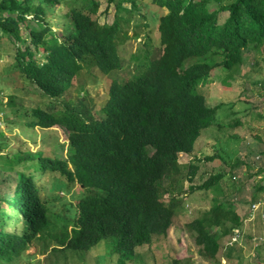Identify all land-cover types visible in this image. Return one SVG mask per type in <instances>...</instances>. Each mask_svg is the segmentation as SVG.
<instances>
[{"label":"trees","instance_id":"1","mask_svg":"<svg viewBox=\"0 0 264 264\" xmlns=\"http://www.w3.org/2000/svg\"><path fill=\"white\" fill-rule=\"evenodd\" d=\"M210 1L153 0L166 10L157 40L147 38L151 51L122 78V31L117 19L98 22L99 0H72L66 14L56 11L61 0H0V32L21 44L15 67L49 99L47 109L30 111L28 126H58L67 134L64 157L10 147L0 158V264H13L37 243L44 251L87 252L110 238L132 253L167 234L179 205L163 199V183L179 167V155L193 154L201 133L220 125L219 106L206 105L202 81L215 69L230 78L244 52L264 53V0H228L214 11ZM221 12L227 16L220 23ZM88 66L113 79L95 113L87 101L72 102L75 79ZM188 167L193 176L197 168ZM45 176L52 181L44 183ZM224 176L189 188L214 194L211 207L186 225L210 258L242 225L234 205L217 198ZM75 187L81 192L75 205L55 195Z\"/></svg>","mask_w":264,"mask_h":264},{"label":"rangeland","instance_id":"2","mask_svg":"<svg viewBox=\"0 0 264 264\" xmlns=\"http://www.w3.org/2000/svg\"><path fill=\"white\" fill-rule=\"evenodd\" d=\"M99 1L98 22L109 25L117 19L122 31L117 36L124 68L119 75L122 78L132 76L136 71L134 66L140 64L146 50L151 51L147 38L156 42V23L166 10L153 0H126L119 10L118 0ZM227 1L212 0L208 8L218 10L220 3ZM133 3L134 11L131 10ZM71 6L72 0H61L56 11L66 14ZM226 16L221 12L219 22ZM18 45L21 46L0 32V158L10 151V147L31 153L39 150L45 154L54 152L64 157L67 134L63 129L28 126L30 111L37 107L47 109L49 99L20 77L15 67ZM243 60L238 71L231 72L230 78L226 77L225 71L215 69L213 76L202 81L206 105L219 106L215 120L220 125L201 133L193 154L179 155V167L163 183L166 188L163 199H174L179 205L166 235L153 237L151 244L137 247L132 253L119 251L116 241L110 238L87 252H51L52 248L44 251L43 245L37 243L13 264H173L174 261L178 264H264V53L244 52ZM110 75H103L93 66L84 68L75 79L72 102L86 104L87 101L92 113L98 111L108 98V88L113 80ZM12 97L15 104L10 106ZM58 144L61 149H57ZM189 165L197 168L193 176ZM1 168L0 164V171ZM222 173L225 176L218 184L217 198L234 205L242 225L236 242L230 244V236L223 238L217 254L210 258L201 254L200 247L194 242V234L186 225L211 207L214 194L210 190L191 192L189 188ZM44 179V183L52 181L47 176ZM1 181L0 172V192L4 188ZM63 190L56 189L55 195L75 205L81 193L79 188Z\"/></svg>","mask_w":264,"mask_h":264},{"label":"built area","instance_id":"3","mask_svg":"<svg viewBox=\"0 0 264 264\" xmlns=\"http://www.w3.org/2000/svg\"><path fill=\"white\" fill-rule=\"evenodd\" d=\"M239 236H240V232L238 231V229L234 230L232 235L230 236V244L236 242Z\"/></svg>","mask_w":264,"mask_h":264}]
</instances>
